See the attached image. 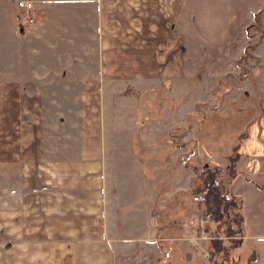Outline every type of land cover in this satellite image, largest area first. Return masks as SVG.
<instances>
[{
  "label": "crops",
  "instance_id": "1",
  "mask_svg": "<svg viewBox=\"0 0 264 264\" xmlns=\"http://www.w3.org/2000/svg\"><path fill=\"white\" fill-rule=\"evenodd\" d=\"M30 1L0 0V264H117V249L138 247L119 236V210L150 183L112 182L106 98L71 90L144 88L168 63L187 76L235 71L264 0ZM246 149L230 184L244 217L233 256L264 264V126Z\"/></svg>",
  "mask_w": 264,
  "mask_h": 264
},
{
  "label": "rangeland",
  "instance_id": "2",
  "mask_svg": "<svg viewBox=\"0 0 264 264\" xmlns=\"http://www.w3.org/2000/svg\"><path fill=\"white\" fill-rule=\"evenodd\" d=\"M253 24L235 71L187 76L178 72L176 63H168L167 72L144 88L128 84L111 91V97L103 89L71 90V100L87 94L106 98L104 132L112 182L117 176L125 182L143 173L150 183L141 195L126 194L140 197L137 207L119 210V236L135 239L138 247L117 249V264H215L210 260L211 241L201 236L202 230H209V217L187 193L196 176L190 164L225 167L234 145L239 144L244 157L248 141L262 134L264 8ZM240 73L245 77L239 81ZM135 157L142 164L134 168L130 161ZM235 248L229 264H237ZM133 250L134 260H121Z\"/></svg>",
  "mask_w": 264,
  "mask_h": 264
},
{
  "label": "trees",
  "instance_id": "3",
  "mask_svg": "<svg viewBox=\"0 0 264 264\" xmlns=\"http://www.w3.org/2000/svg\"><path fill=\"white\" fill-rule=\"evenodd\" d=\"M259 13H256L255 19ZM252 26L254 24L249 27ZM244 77L243 73H240L238 80ZM238 146L237 143L231 152L226 154L228 164L225 167L210 163L190 164L196 176L191 181L187 193L195 196L197 209L209 217L210 260L215 264H229L232 249L240 245L243 235L241 198L230 189L231 182L243 174L238 165L241 156ZM162 220L161 216L160 221Z\"/></svg>",
  "mask_w": 264,
  "mask_h": 264
},
{
  "label": "built area",
  "instance_id": "4",
  "mask_svg": "<svg viewBox=\"0 0 264 264\" xmlns=\"http://www.w3.org/2000/svg\"><path fill=\"white\" fill-rule=\"evenodd\" d=\"M17 6L23 7L25 9H31L33 7V3L30 0H17ZM29 21H32L31 17H27ZM201 236L210 239V232L208 229H204L201 231Z\"/></svg>",
  "mask_w": 264,
  "mask_h": 264
}]
</instances>
